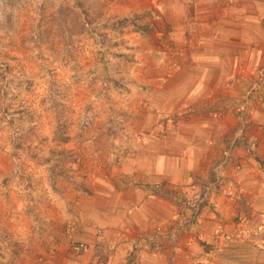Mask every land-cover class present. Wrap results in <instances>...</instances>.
Returning <instances> with one entry per match:
<instances>
[{
  "label": "crops",
  "instance_id": "obj_1",
  "mask_svg": "<svg viewBox=\"0 0 264 264\" xmlns=\"http://www.w3.org/2000/svg\"><path fill=\"white\" fill-rule=\"evenodd\" d=\"M103 1L108 14L138 18L120 30L142 63L130 85L134 150L82 185L76 237L88 251L59 249L43 264H196L204 254L264 264V110L242 126L224 103L228 82L243 90L264 63V0Z\"/></svg>",
  "mask_w": 264,
  "mask_h": 264
},
{
  "label": "rangeland",
  "instance_id": "obj_2",
  "mask_svg": "<svg viewBox=\"0 0 264 264\" xmlns=\"http://www.w3.org/2000/svg\"><path fill=\"white\" fill-rule=\"evenodd\" d=\"M103 3L0 0V264L88 251L76 237L82 185L134 150L130 85L142 63L120 30L138 18ZM242 81L228 82L226 105L242 101ZM78 242L86 249L76 252Z\"/></svg>",
  "mask_w": 264,
  "mask_h": 264
},
{
  "label": "built area",
  "instance_id": "obj_3",
  "mask_svg": "<svg viewBox=\"0 0 264 264\" xmlns=\"http://www.w3.org/2000/svg\"><path fill=\"white\" fill-rule=\"evenodd\" d=\"M243 99L237 105L236 104H228L229 107L232 105V109L234 108L235 112L242 119V126L247 125L251 120L256 109V106L264 110V63L257 69L254 76L248 81L244 88ZM239 132V131H238ZM238 135V134H237ZM253 144L256 145L257 139H252ZM264 150V147H263ZM230 156L229 151L226 150L224 152V157L227 159ZM236 169H239V165H235ZM222 185V183H220ZM220 192L224 193L228 197L233 196V190H230V186L221 187ZM212 207L215 209L217 207V203L212 202ZM243 221V218L240 220ZM264 228V220H261V224L259 229ZM238 236H233L231 234H224L222 239L223 242L237 240ZM214 245L217 249L223 242L219 243V237H214ZM86 245L82 242H78L77 244L73 245V248L76 252L85 250Z\"/></svg>",
  "mask_w": 264,
  "mask_h": 264
}]
</instances>
